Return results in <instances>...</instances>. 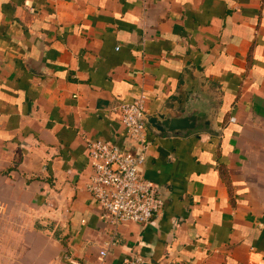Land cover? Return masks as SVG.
<instances>
[{
  "label": "crops",
  "instance_id": "obj_1",
  "mask_svg": "<svg viewBox=\"0 0 264 264\" xmlns=\"http://www.w3.org/2000/svg\"><path fill=\"white\" fill-rule=\"evenodd\" d=\"M164 205L114 229L85 143L134 151ZM101 252H106L105 257ZM264 264V0H0V264Z\"/></svg>",
  "mask_w": 264,
  "mask_h": 264
},
{
  "label": "built area",
  "instance_id": "obj_2",
  "mask_svg": "<svg viewBox=\"0 0 264 264\" xmlns=\"http://www.w3.org/2000/svg\"><path fill=\"white\" fill-rule=\"evenodd\" d=\"M146 97L118 108L120 123L134 151L124 152L112 144L97 140L85 143L93 173L87 190L102 210V220L118 229L135 223L148 225L160 214L164 202L158 186L142 175L150 142L146 134ZM106 252H101L105 257ZM130 264H145L135 259Z\"/></svg>",
  "mask_w": 264,
  "mask_h": 264
},
{
  "label": "water",
  "instance_id": "obj_3",
  "mask_svg": "<svg viewBox=\"0 0 264 264\" xmlns=\"http://www.w3.org/2000/svg\"><path fill=\"white\" fill-rule=\"evenodd\" d=\"M198 117L195 115H188L185 117H170L166 118L164 115L146 117V122L153 128L162 132L175 133L184 131V129H192L197 123Z\"/></svg>",
  "mask_w": 264,
  "mask_h": 264
}]
</instances>
